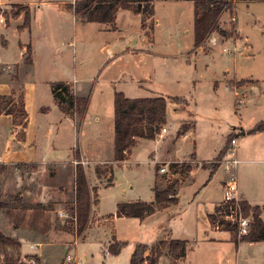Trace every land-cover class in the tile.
<instances>
[{
	"label": "rangeland",
	"instance_id": "1",
	"mask_svg": "<svg viewBox=\"0 0 264 264\" xmlns=\"http://www.w3.org/2000/svg\"><path fill=\"white\" fill-rule=\"evenodd\" d=\"M69 1L36 0L47 2L34 8L32 37L42 32V47L37 49L33 68L23 65L20 76H14L20 78L26 104V131L31 142L42 146L35 145L39 148L34 152L25 151L27 158L32 156L36 163L12 164L2 157L5 145L15 136L14 130L17 141L24 139L25 133L22 127H12L8 118L0 119V233L17 241L23 238L52 244L42 246V264H129L130 249L136 244L153 246L167 226L172 239L184 233L186 240L196 241L180 264H210L211 260L214 264H224L226 260L229 264H264V245L253 248L237 243L238 250L230 243L202 245L203 233L208 231L204 217L215 203L214 210L222 202L220 184L223 180L225 184L231 170L227 161L237 159L233 172L238 190L243 177L242 161L255 165L253 161L264 157V134L238 136L227 151L234 157L216 171L223 162L217 155L224 145L221 138L226 133H247L264 122V2L233 3L232 10L221 14L217 27L196 49L192 1L153 0L154 18L144 23L143 31L139 17L125 10L116 15L115 31L107 25L79 20L73 23L69 12L56 10V3ZM17 12L22 13L14 6L2 10L4 15L16 16ZM125 47L131 52H123ZM106 48L114 55H108ZM74 77L78 83L73 82ZM58 83H71L68 86L76 100L78 86L87 87L90 104L81 118L78 104L76 108L68 107V102L64 104L65 115L72 114L71 119L76 121H64L69 128L62 126L56 136L55 127L46 131L45 124L47 120H60L50 92V85ZM119 92L128 99L162 97L166 101L162 126L166 133L162 134V128L157 140L137 143L122 164L114 163L111 130L114 95ZM10 99L0 97V104ZM20 104L19 96L15 110H20ZM47 107L51 111L45 116L40 109ZM16 116L21 115L16 112ZM181 124L193 125V133L182 143L179 156L186 162L162 164ZM194 154L200 162H196ZM91 159L104 164L90 163ZM78 164L92 190L93 226L83 236L76 235L75 221L70 217L74 208V176L70 168L75 170ZM163 166L166 172L160 173ZM192 172L196 173L192 176ZM175 181L177 188L180 185L177 206L143 222L116 217L117 204L152 202L155 185L163 189ZM260 215L264 219L263 212ZM248 217L249 231L253 218ZM215 218L229 222L230 217L218 212ZM220 233L233 241V232ZM241 236L245 235L237 232V242ZM114 238L126 244L117 257L107 254ZM64 244L69 245L67 250ZM23 250L31 252L28 245ZM151 254L146 256L151 258ZM68 255L72 257L70 261L66 259ZM0 258L3 264L5 255L1 249ZM34 258H21L20 254L18 264H38ZM159 264L169 261L162 257Z\"/></svg>",
	"mask_w": 264,
	"mask_h": 264
},
{
	"label": "trees",
	"instance_id": "2",
	"mask_svg": "<svg viewBox=\"0 0 264 264\" xmlns=\"http://www.w3.org/2000/svg\"><path fill=\"white\" fill-rule=\"evenodd\" d=\"M193 2L194 18H193V45L198 49L202 46L209 32L214 31L222 13L230 11L233 3L243 2H264V0H190ZM17 10L24 13L23 27L28 28L30 23V12L27 7L15 5ZM76 20L82 23H96L101 25H112L116 19L118 10H130L141 16L142 26L146 21H152L154 15L153 0H74L70 7ZM14 15H18V12ZM30 50L27 48L26 63L30 62ZM51 91L58 107L66 114L63 105L76 108L79 106L80 118L82 117L86 106L87 99L78 97V100L72 98V89L68 85L58 83L51 86ZM178 100V99H176ZM78 101V102H77ZM20 110H15L16 105L9 100L4 104H0V111L13 117V125L24 128L26 114L23 105L20 104ZM16 112L20 117L16 116ZM166 101L162 97L128 99L123 93H115L114 95V113H113V159L114 162H122L126 160V156L130 149L134 146L136 139L154 140L159 135L162 126L165 124ZM72 114L69 116L71 117ZM72 118V117H71ZM190 129L189 125L181 124L177 132L178 136L186 134ZM264 132V122H259L253 129L246 134H255ZM244 132L229 135L225 147L219 152L221 158L229 150L231 141L238 136H243ZM183 167V166H182ZM154 199L152 202H127L117 204V217L136 218L142 221L147 216L153 214L156 210L166 208L177 203V182L166 185L160 189L156 185L153 187ZM240 213L243 217L251 215L253 222L250 230L245 236H241L238 242L236 234L238 228L236 224L230 222L218 221L215 213L227 215L228 205H218L214 213L208 216V220L212 227L221 229L223 232L235 235L233 243L264 241V226L259 218L260 213L264 212V206L251 207L243 201H239ZM91 208V197L86 175L80 164L75 167L74 172V208L70 211L71 219H74L76 225V235H82L86 228ZM125 243L113 241L107 247V253L112 256L120 254L125 247ZM0 249L3 250L5 258L3 264H18L20 256V243L17 240L6 237L0 233ZM168 254L177 259L184 256L185 242L180 240L161 241L155 246L149 248L145 244H136L130 256L129 264H158L164 250ZM150 250L151 258L145 257V253ZM37 262V259H35Z\"/></svg>",
	"mask_w": 264,
	"mask_h": 264
},
{
	"label": "crops",
	"instance_id": "3",
	"mask_svg": "<svg viewBox=\"0 0 264 264\" xmlns=\"http://www.w3.org/2000/svg\"><path fill=\"white\" fill-rule=\"evenodd\" d=\"M38 3L40 4V6L47 4V2H36V0H0V77H4L7 80V81H5L4 79L0 80V97H6V96L11 97L10 100H12V102L14 104H16L18 97L20 96L21 104L23 105V108H24V111L26 114L25 126H24V128H22V130L25 133L24 139L17 141L16 140L17 132H15V130H14L15 136L14 137L12 136L10 141H9V144L5 145V151H4L5 154L2 155L3 158L11 161L12 164L16 163V162L17 163L18 162L24 163V164L32 163V162L36 163L32 156L30 158H27L28 156H26L25 151L34 152L35 150H37V148H39V146L42 147L37 142H35V144H34V142H31V140L29 138V132L26 131L27 123H28V119H27L28 114H27L26 104L24 102L23 94L21 92L22 89H21L20 78L15 79V77H14L16 73H18V75L20 76V74L23 71L22 70L23 65H27L30 68H33L34 60L36 58L37 49L39 50V47H42V43H41L42 42V32L38 33V37H35V38L32 37L33 24H34V18H35L34 8H35V6L39 7L37 5ZM73 3H74V0H71L68 3H63V2L56 3V7H57L56 10L61 11V12H64V11L69 12L70 16L72 18V22L74 23L77 20H76L75 16L73 15L72 9L70 8ZM15 5H21L23 7H27L28 10L30 11L31 17H30V23H29L28 28L23 27V23H24V16H23L24 13L23 12H22L23 14L20 13L19 15H16V16H12L10 14L4 15L2 13V10L8 9V7L15 6ZM153 10H154V5H153ZM118 11H120V10H118ZM125 11H129V12L133 13L135 16H138L140 19L139 28L142 31L145 30L142 28L140 15L135 14L133 11H130V10H125ZM153 18H154V15H153L152 19ZM107 26H111L112 29H114V31L116 30L115 21L112 25H107ZM122 43L124 44V45L123 44L122 45L125 46V41H123ZM27 48H29V50H30V55H29L30 62L29 63H26V61H25V58L27 56ZM106 50L108 52V55H110V56L114 55V53L111 49L106 48ZM126 51H128L129 53L131 52L129 48L125 47V51H123V52H126ZM13 53H14V56H13ZM73 82L78 83V79H76L74 77ZM62 84L70 85L71 83H62ZM52 85H50V88ZM78 90H79V97H84L87 99V106H86V109L82 115V116H84V114L87 112L89 104H90L89 96H87L88 89H87V87L78 86ZM50 92H51V95L53 96L51 89H50ZM53 108L56 109V111L58 112L60 120L57 122H50L47 120L46 124H45V129L47 131L48 129H50V127L54 126L55 130H56V136H58L59 130L62 129V126H67L69 128V125L67 123H65L64 121L72 120L75 123L76 120L71 119V117L65 115V113L58 107L55 100L53 103ZM50 111H51L50 107L44 108V111H42V108L40 109V112L43 113V115H45V116H48ZM2 118H8V120L10 121V123L12 124V127H13V117L11 115H6L4 113H0V119H2ZM15 127L19 128L21 126H15ZM112 129H113V127L111 128V130ZM177 132H178V130H177ZM177 132H176V139L173 141V143L170 144V149L167 150L168 154L166 155L165 158H163L164 160L160 161L162 164L186 162L185 158L181 159L179 156L181 154L180 151H181L182 143H184L187 139H189V137L193 133V125L190 126L189 131L184 135L178 136ZM40 133H41V131H40ZM230 134H232V133H226V136L225 137L223 136L221 138L222 141L224 142V145L222 148H220L217 155L225 147L227 138ZM263 134H264V132H259V133H255L253 135H263ZM245 136H248V135L244 132V135L240 136L239 138H243ZM155 140H157V139H155ZM143 141H149V140L136 139L134 146L130 149V151L127 155H129V157H130L132 155V150L137 145V143L143 142ZM37 144L39 145L38 147L35 146ZM51 147L54 148V145L52 144ZM261 147H263V146H261ZM262 150H264V149H262ZM190 154H192V153L189 152L188 155L190 156ZM18 155L23 156V158L22 157L18 158ZM89 155H92V154H89ZM194 156L196 158L195 159L196 162L201 161L196 156V154H194ZM92 157H93V155H92ZM182 157H184V155ZM231 157H234L233 153L232 154H228V152L225 153V155L222 157L223 162L220 163V165L217 167L216 171L223 168V166L225 164L224 161L231 158ZM127 160L128 159H126L122 162H114V163L122 164V163H125ZM93 161L94 160L90 161V163L99 164V165L104 164L101 162L95 163ZM253 162L255 165L249 163V161H246V162L242 161V163H241L240 172L242 171L243 177H241L242 180L240 182V186L238 189V198H239V200L249 204L251 207L257 206V207L262 208L264 206V157L263 158L260 157L258 160H255ZM255 162H257L258 165H256ZM247 164H250L251 166L246 167L245 165H247ZM73 171L75 172V170H72L70 168V173L72 174V177L74 176ZM195 173L196 172H192V176ZM86 180L88 183L87 178H86ZM223 182H224V180L220 184L221 191H222V187H223ZM73 186H74V182H73ZM179 186L177 188V203L175 205H170L166 208L156 210L150 216H147L142 221H140V220L139 221L143 222L146 219L153 217L154 215H156L158 213H161L167 209H170L171 206L172 207L177 206L178 205ZM88 187L90 190V197H92V190L90 188L89 183H88ZM91 200H92V198H91ZM96 202H95V204H96ZM215 204L212 208V211L210 213H208L207 215H205V217H204V221H205L206 225L208 226V231L203 233L202 245L203 246H210L212 244L214 245V244H218V243H230V244H233L235 246L236 250H238V247H237L238 245H235L232 240L227 241L225 236L220 235L221 234L220 232H223V231H220V232H214L213 231L212 228H214V227H212V225L210 224V222L208 220V216L213 213ZM263 214H264V212H263ZM259 218H260V220L264 226L263 215L262 216L260 215ZM92 219L93 218L91 216V208H90L88 222H87V225H86V228H85L83 234L85 233L86 230H88L89 228H91V226H93L92 225ZM94 223H96V221ZM167 230H168V227L167 226L164 227V229L162 230L163 235H161L163 237L162 238L160 237V239H158L157 243H159L161 241H170V240L184 241L185 242L184 256L175 259L168 254V251L166 249V250H164L160 259L162 257H164L165 259H167L169 261V264H180V262L185 260L188 252L194 249L196 241L189 242V240L185 239L187 237H186V235H184V233H179L181 235H177V237H175V239H172L170 237V231H167ZM224 233H227V232H224ZM82 238H84V237H82ZM113 240L117 241V240H115V238ZM18 241L20 243L21 258H24V256L32 255V256L36 257L38 264H42V261H43V263H45V260L42 257V246L43 245H52V244L45 243L42 245V243H37V242L31 241V240H26L23 238H18ZM156 244H154L153 246H155ZM242 244H249V246H252L254 248L256 246L264 245V241H249V242H243ZM25 245H28V248L31 252H27V251L24 252L23 246H25ZM63 246L67 250V247L69 245L64 244ZM70 246H71V244H70ZM153 246H151V247H153ZM151 247H149V248H151ZM35 248L38 249V251ZM31 249H34V251ZM133 250H134V247L130 249L131 254H132ZM104 252L105 251H103V253ZM149 252H151V251L148 250L144 256L147 257L146 255ZM107 254H109V253H107ZM117 256H115V257H117ZM160 259H159V262H160ZM1 261L2 260L0 258V262ZM159 262H158V264H159ZM20 263H22V261H20ZM208 263L214 264V261L211 260L210 262L208 261ZM220 263H222V262H220ZM229 263H230L229 260H226V262H224V264H229ZM144 264H146V263H144ZM235 264H237V263H235Z\"/></svg>",
	"mask_w": 264,
	"mask_h": 264
},
{
	"label": "built area",
	"instance_id": "4",
	"mask_svg": "<svg viewBox=\"0 0 264 264\" xmlns=\"http://www.w3.org/2000/svg\"><path fill=\"white\" fill-rule=\"evenodd\" d=\"M234 21V19L232 20ZM211 43L213 45L216 44L215 38L211 39ZM225 51V50H224ZM226 52V51H225ZM229 54H233L232 52H229ZM73 93V91H72ZM242 100H240L241 102ZM162 134H164L166 132V129L163 128L161 130ZM162 134H160L159 136L161 137ZM234 145V140L231 141L230 143V150L233 148ZM0 163H1V159H0ZM228 164H230V168H228L230 170V172L228 171V179L226 180L225 184L222 187V202L220 203V205L224 206V205H228V214L226 215L227 217H230L229 221L231 224H236L237 228H238V232L240 235H246L248 232V227L251 223V218L250 217H243L242 214L240 213V209H239V199H238V190H237V182H236V177L235 174L233 172V169L235 168L234 166L237 164V160L236 159H231L227 161ZM234 167V168H233ZM166 166H163L159 169L160 173H165L166 172ZM66 259L68 261H70L72 259L71 256H67Z\"/></svg>",
	"mask_w": 264,
	"mask_h": 264
}]
</instances>
